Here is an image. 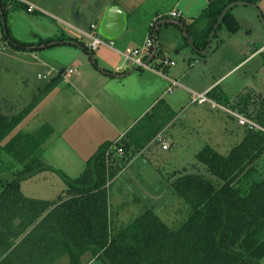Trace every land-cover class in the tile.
I'll return each instance as SVG.
<instances>
[{"label":"trees","instance_id":"trees-1","mask_svg":"<svg viewBox=\"0 0 264 264\" xmlns=\"http://www.w3.org/2000/svg\"><path fill=\"white\" fill-rule=\"evenodd\" d=\"M239 1L257 0H211L201 15L205 21L202 28L181 21L194 49L206 50L222 24L231 32L237 29L229 9ZM13 5L21 6L0 2V17L8 8H15ZM3 35L9 38L6 29ZM9 42L18 49L31 46L11 38ZM52 43L77 44L88 51L69 36H59L56 42L39 40L46 46ZM61 72L63 69L44 88H38L20 110H0V149L22 166L0 185V264H53L65 255L71 264H80L86 252L103 264H257L264 257L262 131L244 128L241 140L226 155L204 145L195 159L209 175L183 172L171 181L174 192L188 207L186 219L177 228L147 208L130 224L118 227L109 210L108 187L173 119V111L159 99L121 139L100 144L80 175L72 178L43 156L54 132L51 125L43 122L35 129L19 127L61 82ZM208 96L242 113L238 101L229 102L217 87L210 89ZM245 105L242 114L264 127V98L256 96ZM42 172L58 175L65 185L53 200L27 197L21 191V181ZM16 218L19 224H15Z\"/></svg>","mask_w":264,"mask_h":264},{"label":"rangeland","instance_id":"rangeland-1","mask_svg":"<svg viewBox=\"0 0 264 264\" xmlns=\"http://www.w3.org/2000/svg\"><path fill=\"white\" fill-rule=\"evenodd\" d=\"M210 1L43 0L45 6L39 7L41 9L40 12L33 13L27 12L23 5L17 7L13 5L15 8H8L5 10L4 17H0V110L4 113L20 110L30 101L37 89L39 87L44 88L49 79L56 76L62 68L65 71L68 68H73L74 70L72 73L67 72L68 78L63 79L69 82L72 90H67L62 96L59 94V97L55 95V99L53 96H46L47 98H44L43 103L37 105L24 118L19 127L34 129L43 123V120L47 121V118H56L59 114H64V116L70 113L75 114L79 110L78 106H81L82 102L76 97L77 91L80 89L77 79L80 80L85 73L84 64L86 62L92 63L95 58L97 59V56H109L113 52L105 46H100L94 50L87 47V52L73 44L52 43L50 46H46L39 44V40L50 39L52 42H56L57 37L61 33L73 35L75 32L69 26L87 30L90 23L99 21L98 12L102 11L105 4L117 3L130 14L131 18L127 25L128 32L125 37L113 40V47L116 49L120 42L128 43L129 47L141 46L148 35L147 31L151 30V23L156 22L153 25V29L156 30L157 23L164 16H168L173 7H176L183 15L194 17L201 14ZM96 5L99 8H95ZM254 5L256 7H251V13H249V16L252 17L251 22H254V24L252 23L253 26H251L254 30L252 29L251 33L254 31L256 33L260 32L264 36V0L254 3ZM72 9L81 12L80 20L76 21L74 19ZM159 26L161 28L160 31L170 27L169 29L176 33L173 35L168 34L170 39H173L175 35L179 36L180 43L184 44L179 54H174L170 48H167L166 51L169 56L175 58V69L179 70L176 74H178L177 78L181 79V82L178 80L181 85L189 88H191L189 83L194 86H200L213 76L217 77L226 72L225 61L227 62V60L224 59V57H227L226 53L223 51L210 57L213 51L212 48L205 55L208 58L209 67L205 75H201V73H197V75L187 72L182 73L181 70L187 67L188 60L197 59L202 64L204 57L192 51L185 40L183 30L181 31L175 25L167 26V24H164ZM224 26L222 24L220 31L218 30L220 35L228 34ZM4 29H6V34H8L9 38L3 35ZM242 32V35H245V29ZM10 38L21 43H31V46L26 49H18L11 45L9 42ZM251 38L252 36H248L249 41H252ZM142 39L143 41L139 42L140 44L133 45ZM82 40L85 47L88 44V40L85 37ZM214 40L212 43L215 42ZM232 56H235V59L243 57L241 53H234ZM260 59L264 63V53L260 54L258 60L248 58L241 64V70L233 73V78L236 74H249L246 79L248 84L253 86V78L256 76L258 80L255 83L259 87L254 91H258L264 96V74H260V71H258L257 74L259 75H257L252 71V68ZM74 61H76L75 64L73 63ZM75 65H78L79 69ZM47 70L51 71L49 75L46 73ZM181 73L184 74L183 77L180 76ZM251 73H254L253 76ZM38 74H41L40 78ZM151 78L154 79L156 77L151 75ZM156 79L158 81H149L159 85L158 89L161 93L168 83L166 84L158 78ZM83 83H86V81L83 80ZM89 84L88 82L87 85ZM176 88L173 93H163L162 96V99L166 102L171 101L172 106L170 107L171 111H173V125H175L174 128H170L172 139L167 137V139H170L168 149L163 150L159 142L155 141H152L149 146L145 145L133 156L135 158L131 159L132 163L130 161L131 165L127 167L124 173L122 175L117 174L108 187L109 210L112 214L114 225L118 227L130 224L147 208L155 212L164 223L170 227L177 228L186 219L188 207L174 192L170 184L171 181L183 172L209 175L205 166L196 161L194 156H191V149L199 145L200 148L204 145H209L216 152L226 155L243 136L244 127L240 126L235 118L219 108L212 109L207 105H199L197 103L188 104L187 91L180 87ZM256 96L250 95V92L243 94L242 97L236 99L238 101L237 104H239H236L237 109L245 113L247 108L245 103H251ZM49 101L50 103L48 104L47 102ZM43 106V110L39 111ZM31 114L34 115V119L30 121L29 117ZM52 120L54 121V119ZM21 169L22 166L20 164L15 162L8 153L0 149V185H4L15 172ZM64 188L65 185L62 179L52 172H42L21 181L22 193L32 198L53 200L62 193ZM90 257H92L91 253L86 252L82 256L80 264H87V260ZM53 264L71 263L68 256L65 255L55 260ZM89 264H103V262L97 259ZM257 264H264V257Z\"/></svg>","mask_w":264,"mask_h":264},{"label":"crops","instance_id":"crops-1","mask_svg":"<svg viewBox=\"0 0 264 264\" xmlns=\"http://www.w3.org/2000/svg\"><path fill=\"white\" fill-rule=\"evenodd\" d=\"M26 1L40 8L45 6L43 0H26ZM258 1L261 0H257L253 3L239 1L230 5L229 10L234 18V21L238 25L237 29L231 32L230 29L227 28V26H224L227 29L228 34L220 35L219 34L220 27H219L216 30L215 35L211 38L209 46L203 52L194 49V47L192 46V42L188 39L187 34L184 31V28L182 27L181 21L184 20L188 23H193V24L195 23L197 27H201V28L205 27V21L201 19V15L206 10V8L208 7L211 1L208 3L207 7L202 10L201 14H199L198 16L195 15L196 17L195 16L189 17L183 15L182 13L180 19L170 18L167 15L164 16L163 19L157 23V27L154 33V40L156 44V52H154V57L150 56L147 58L150 65H152V67L155 69L154 71L142 70L135 67V65L132 62L126 60L118 51H116V50H120V51L124 50L126 47L130 46L128 43H123V42H120L118 44L116 50L107 47V49L113 52L112 54H109V56L100 55L97 56V59L95 58L92 63L86 62L84 64V68H85L84 75L80 78V80L77 79V81L79 82L80 89L77 91L76 97H78L79 101L82 102L81 103L82 105L78 106L79 110L76 111L75 114L70 113V114H65V116L64 114L63 115L59 114L56 118H52L54 119V121L49 118H47V121L43 120V122H46L49 125H51L54 130L53 134L47 139L46 147L43 152V156L46 159V161L54 168L62 170L68 176L72 178L77 177L83 171L85 166V161L91 156V154L97 149V147L100 144L106 141H118L119 138L120 137L122 138L124 133L138 119H140L145 113H147V111H149L151 107L159 99L162 98L163 93L165 94L168 93L166 90L169 85L168 80L170 78H173L177 81L181 80L180 78H177L178 74L176 73L179 70L175 69L176 66L175 58L169 56L166 53V51L167 48H170V50H172L174 54H179L181 52V49L184 47V44L180 43L179 36L175 35L173 39L172 38L170 39L168 34H172V35L176 34L169 29L170 27H167L165 30L160 31L161 28L159 25H164V24H167V26L175 25L181 31L183 30L185 40L190 45L192 51L204 57V61L202 62V64H200L199 63L200 61L197 59L188 60L187 67L181 70L182 73L187 72L189 74L193 73L195 75H197V73H201V75H205L207 69L209 68L208 58H206L205 55H207L212 48L213 51L212 54H210V57H212L216 53L223 51L227 55V57H224V59L227 60V62L225 61L226 64L224 63L225 67L227 68H226V72L223 75H219L217 77L213 76L211 79L207 80L205 83H203L200 86H194L192 83L188 82L191 88L185 85L184 87L178 81L179 86L176 87L183 88L188 93V99H189L188 104L190 105L194 104L191 103L190 101L191 93L193 92L202 93L206 91L208 92L210 89L214 87H217L219 92L223 94L225 98L229 100V102H233L235 101L234 99H238L242 97L243 94L249 92L250 95H255V96L257 95L258 97L264 98V96L258 93V91H254L257 87H259L255 83L258 80L256 76L253 78V83H252L253 86H251V84H248L247 82L246 78L248 77L249 74H245V73L244 75L236 74L234 75L233 78V73H235V71H240L242 67L241 64H243L248 58H251V60L252 59L258 60L260 58V54L264 53V36L260 34V32L256 33L254 31L253 33H251V30L253 29L251 28V26H253L254 22H251L252 17L249 16V13H251L250 8L256 7L254 3L256 4V2ZM112 4H117V3L111 2L105 4L102 8V11L98 12L99 21L95 23L94 22L90 23L89 26L91 24H94L97 27H99V23L101 21L105 8H107ZM96 7L99 8L97 5L95 6V8ZM123 10L127 15L128 24H129V20L131 19L130 14L124 8ZM72 14L74 15V19L76 21L81 19L82 14L79 10L72 9ZM244 29H245V33H244L245 35H242L243 33L242 31ZM127 32L128 29H126V32L123 34L124 36L122 35L119 39L125 37ZM62 35L75 38L79 40L81 43H84L83 40L78 38L75 34L70 35V34L61 33L59 36ZM248 36H252L251 38L252 41H249ZM213 40L215 41L214 43H212ZM142 41L143 39L140 41L138 40V42H136V44L133 45L140 44ZM59 44L71 45V43H59ZM73 45L82 48L80 45L77 44H73ZM83 51L85 50L83 49ZM234 53H241L243 57H238L235 59V56H232ZM164 58L174 61V65H172L174 67L162 66L160 61L161 59ZM232 60H234L233 63H231ZM73 63L75 64L76 61H74ZM262 64L264 63L261 62L260 59L254 65L252 71H254L255 74H257L258 71H260V74H264L263 71L264 65L262 67ZM75 67L79 69L78 65H75ZM182 73L180 74V76L183 77L184 74ZM254 73H251V75L253 76ZM67 75L68 73L65 72L61 76L62 77L61 82L47 95V97L53 96L54 98L55 95L59 97L60 95L61 96L64 95L67 90L68 91L72 90V87H70L69 82L63 80L68 78ZM151 75L155 76L156 78H158L159 80H161L166 84L168 83L167 87L163 88L161 93L158 89L159 85H155L151 82L158 80L156 78L154 79L151 78ZM149 76L150 78H148ZM83 80H85L86 83H83ZM88 82L90 83L89 85H87ZM85 85H87V87H85ZM176 87H174L171 93H173L175 89H177ZM43 100L39 104H42ZM47 103L49 104L50 101ZM166 103H168L169 106H172L171 101ZM199 105L208 106V104L205 103ZM43 108L44 106L39 111H42ZM49 117H51V115H49ZM29 119L30 121L34 119V115L31 114ZM173 124H174V118L152 140L155 142H159L160 146H162V144L166 142L167 148L163 149L161 147L163 150H167L168 145L170 143L169 142L170 139H167V137L172 139L171 136L172 132H170V128H174L175 125ZM151 142H149L147 145L148 146L151 145L150 144ZM200 149H201L200 145L198 147L197 146L193 147L191 149V156L195 157V154ZM131 163L129 162V164L124 169H122V171H120L118 174L122 175L124 171L127 169V167L131 165ZM108 203H109V198H108ZM93 260H97V259L90 257V259L87 260L88 261L87 264L91 263Z\"/></svg>","mask_w":264,"mask_h":264},{"label":"built area","instance_id":"built-area-1","mask_svg":"<svg viewBox=\"0 0 264 264\" xmlns=\"http://www.w3.org/2000/svg\"><path fill=\"white\" fill-rule=\"evenodd\" d=\"M0 2L6 3L8 6L18 3L21 4L25 7L26 11L29 13H32L34 11L40 12L41 9L32 4L27 2L26 0H0ZM168 16L170 18L174 19H180L181 18V12L173 8L169 13ZM162 18V17H161ZM156 23V22H155ZM155 23H151L150 28L151 30L148 32L147 37L144 40V43L141 46H134V47H126L124 50H116L113 47L114 41L104 38L101 36L98 32V27L94 24H91L87 30L79 29L77 27L73 26H68L71 27L74 30V34L80 38L83 39L85 37L88 40V44L86 45L87 47L91 48L92 50L99 48L100 46H106L109 48H112L116 51H118L126 60L132 62L135 67L143 70H155L152 65H150L149 61L147 60L148 57L153 56L154 57V52H156V44L154 40V33L155 30L153 29ZM161 64L162 66H172L174 65V61L169 60V59H161ZM65 72L71 73L73 72V68H68L67 71L63 69V72L61 74L63 75ZM46 73L49 75L51 73L50 70H47ZM60 71L57 73L59 74ZM38 77H41V74H38ZM169 85L167 87V92L171 93L174 87L179 86V83L177 80L170 78L169 80ZM190 101L191 103H198V104H208V106L212 109L219 108L220 110H223L226 112L229 116H232L237 120V123L247 129H252V130H258L262 131L264 133V127L258 124L256 121H254L251 118H248L244 114L238 112L237 110H234L227 105H224L223 103H220L208 96V92H202V93H191L190 95ZM162 148L166 149L167 148V143L164 142L162 144Z\"/></svg>","mask_w":264,"mask_h":264},{"label":"water","instance_id":"water-1","mask_svg":"<svg viewBox=\"0 0 264 264\" xmlns=\"http://www.w3.org/2000/svg\"><path fill=\"white\" fill-rule=\"evenodd\" d=\"M128 19L125 11L117 4H112L105 8L98 32L104 38L110 40L119 39L127 29ZM15 224L20 223V219H15Z\"/></svg>","mask_w":264,"mask_h":264}]
</instances>
